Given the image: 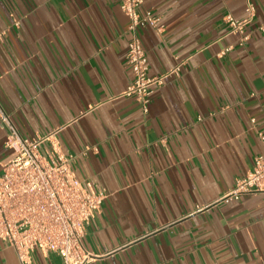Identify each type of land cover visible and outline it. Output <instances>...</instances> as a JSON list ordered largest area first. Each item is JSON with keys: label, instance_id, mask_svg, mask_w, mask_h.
I'll use <instances>...</instances> for the list:
<instances>
[{"label": "crops", "instance_id": "crops-1", "mask_svg": "<svg viewBox=\"0 0 264 264\" xmlns=\"http://www.w3.org/2000/svg\"><path fill=\"white\" fill-rule=\"evenodd\" d=\"M254 4L241 45L224 18H244L247 0H145L140 12L164 25L139 31L150 74L180 72L144 113L125 96L121 0H0V174L3 112L27 138L60 130L76 178L107 196L85 229L89 264H264V192L224 200L264 153V0ZM0 264H20L2 240ZM32 264L63 263L37 250Z\"/></svg>", "mask_w": 264, "mask_h": 264}, {"label": "built area", "instance_id": "built-area-1", "mask_svg": "<svg viewBox=\"0 0 264 264\" xmlns=\"http://www.w3.org/2000/svg\"><path fill=\"white\" fill-rule=\"evenodd\" d=\"M226 2L228 0H222ZM255 0H247L242 19L227 14L224 18L229 33L239 36L242 45L248 40L246 28L256 16ZM145 0H121V10L129 18L126 62L133 81L125 92L148 113L151 97L165 79L180 72V66L168 75L153 76L139 31L164 28L160 16L151 11L140 12ZM264 32V23L260 26ZM230 50V48H229ZM7 130L9 155L0 174V240L12 247L20 264H32L33 253L59 256L63 264H89L92 260L83 246L87 225L107 198L104 191L88 188L71 168L72 155L57 149L60 130L33 138L22 136L11 118L1 114ZM264 146V135H260ZM50 142L52 150L43 151ZM264 192V153L255 157L253 168L236 181L224 200H240L243 195Z\"/></svg>", "mask_w": 264, "mask_h": 264}]
</instances>
